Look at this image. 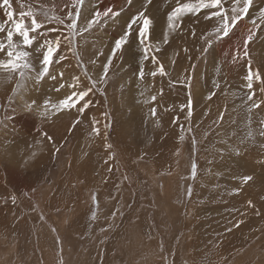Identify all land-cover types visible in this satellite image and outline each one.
Instances as JSON below:
<instances>
[{"label":"rangeland","instance_id":"obj_1","mask_svg":"<svg viewBox=\"0 0 264 264\" xmlns=\"http://www.w3.org/2000/svg\"><path fill=\"white\" fill-rule=\"evenodd\" d=\"M12 3L16 13L31 9L45 21L47 12L64 24L45 21L38 30L24 78L0 70V264H264V104L249 111L247 99L254 91V101L264 100V85L254 80L249 90L245 80L249 61L264 78V24L257 19L264 0H253L219 39V18H205L215 9L189 13L169 30L179 0ZM223 4L231 15L232 0ZM106 9L112 12L81 35L66 27L69 11L79 13L84 29ZM139 13L151 21L149 59L138 39L141 19L113 54ZM253 20L259 27L249 55L241 50L233 62L244 42L237 37L220 54L217 45L235 30L244 36ZM0 23H8L2 15ZM57 38L49 74L38 79L43 50L33 49ZM73 84L93 88L89 106L80 112V101L57 111L52 105L71 95ZM244 176L253 179L244 183Z\"/></svg>","mask_w":264,"mask_h":264},{"label":"snow or ice","instance_id":"obj_2","mask_svg":"<svg viewBox=\"0 0 264 264\" xmlns=\"http://www.w3.org/2000/svg\"><path fill=\"white\" fill-rule=\"evenodd\" d=\"M76 3H82V0H76ZM233 6L231 7V15H229V9H226L223 4V0H186L184 3H179L178 6L170 13L168 16V28L169 30L174 31L178 27V21L180 20L181 16L187 13H197L201 9H215L211 12L209 17H218L219 18V25L215 28L214 33L216 38L219 39L221 36H227L232 28L248 13L249 8L253 4V0H232ZM67 7V6H66ZM0 9L5 11L7 24L0 23V33H4V39H0V54H3L6 58L0 60V70H4L9 74L8 78L11 79L13 75L17 73L21 78H24L26 75L25 70L30 69L32 65L29 63L30 57L32 56V51L27 49H32L33 45L37 42V37L43 35L38 30L44 27V22L51 23L55 20L58 24L63 25L64 20L58 16H48L47 12L43 13L45 21H38L37 20V12L32 11L29 9L27 12L20 11L16 13L13 9L12 0H0ZM111 9H106L103 13L97 12L95 17L88 22L84 29H78V16L79 13L77 12L75 15L71 11L67 13V16L70 22L66 25L69 32L72 36L81 35L84 31L91 29L93 24L97 23L101 16H108L111 13ZM113 15H118V13H112ZM137 19L142 20L143 26L140 27L138 32V39L140 44L143 46L144 58L149 59V49L152 47L149 41V26L151 21L148 17L144 16L143 13H139L137 17L132 19V22L128 25V31L125 32L123 36L116 40L115 46L113 49V54L115 51L120 49L123 44L127 43L128 37L131 34L132 26L136 23ZM260 24H264V9L260 10V15L257 18ZM253 28L248 30L247 36L244 38V42L241 48L236 50V54L233 56V62L237 58H239L241 54V50L243 51V56L247 57L248 53V44L252 41L255 32L254 29L259 27L257 20L252 21ZM56 29H50V31H55ZM14 37L19 38V42L14 41ZM68 39V37H65ZM71 42V41H69ZM211 44V41H208ZM61 45V40L57 38L55 41H48L44 40L43 43L39 45L38 48L33 49L36 52H41L42 54V71L38 73V79H43L44 76L49 74L50 65L53 63L54 54L59 50ZM156 51H159L157 48ZM64 57H61L63 59ZM153 62H156V57L153 55L151 57ZM108 63H111V59H109ZM108 72V65H105L103 75L101 79H104L107 76ZM158 72L161 75H165V68L162 63H158ZM63 75V74H61ZM140 78L144 77V72L141 70ZM157 72H152L151 76L155 77ZM55 79V77H52ZM78 79V78H76ZM246 80V87L249 90L253 89V82L254 80L260 81L262 85H264V78L261 77L259 70H253L251 67V61H249V67L247 71V75L245 77ZM92 85L94 86L97 81H92ZM19 86V83H18ZM63 87V85H61ZM73 91L71 95L65 97L64 99L60 100L58 104L52 105L57 111L63 110H70L80 102L84 101L83 105L79 108L80 112H83L90 104V101H86L85 97H88L89 94L93 91L92 87L85 88L80 91H76V85H71ZM261 93H264V87L260 89ZM214 94V93H213ZM255 95L254 91H250L247 99L252 101V104L249 108V111L252 108H260L262 104H264V100L259 102L253 100V96ZM211 98V97H209ZM151 101H156V96L153 95L151 97ZM45 105L49 104V101L46 100ZM35 104V101L32 102L30 105H26L27 110H31L32 106ZM191 106V100H189L188 107ZM152 114H156L155 107L152 108ZM39 115L44 118L48 116L47 107H45L44 111H41ZM191 115V111H189V116ZM264 123V122H262ZM93 131L95 133H99L98 128H94ZM264 135V133H261ZM45 136L47 134L45 133ZM51 139V137H48ZM108 147H111L109 145ZM196 173V165L193 164L192 166V175L195 176ZM253 179L252 176H244L242 177V181L247 183ZM235 192H239L240 189H235ZM95 199V197H93ZM248 204L251 205L252 202L249 200ZM242 223V221H241Z\"/></svg>","mask_w":264,"mask_h":264},{"label":"bare ground","instance_id":"obj_3","mask_svg":"<svg viewBox=\"0 0 264 264\" xmlns=\"http://www.w3.org/2000/svg\"><path fill=\"white\" fill-rule=\"evenodd\" d=\"M179 1H180V3H184V2H186V0H179ZM229 1L231 2V0H229ZM193 2H194V0H193ZM201 10L204 11L205 9H201ZM201 10H200V11H201ZM203 11H202V12H203ZM202 12H200V15H203V16H204V14H202ZM188 14H189V13L182 15L181 18H180V20H182V18H185ZM1 15H2V19H3L4 21H7V20H6V16L3 15V10H2V9L0 10V16H1ZM190 15H191V14L188 15V18L190 17ZM166 16H168L167 13L162 15V17H166ZM207 16H208V15H207ZM197 17H198V16H197ZM205 18H206V17H205ZM205 18H204V19H205ZM204 19L198 18V20H199L200 22H202V20H204ZM207 20H208V19H207ZM242 24H243V22L241 23V27L244 25V24H243V25H242ZM201 26H202V25H201ZM244 26H245V25H244ZM194 28H195V26H194ZM194 28H193V30H194ZM247 34H248V32L244 33V34H243L244 36H241V35H239V33L235 30L233 33H231L230 37H228L226 41L222 42L220 45H217V50L219 51L220 54H223V55L226 54V53H227V50H228V48H229L228 46H229V44H230V43H229V40H230V39H232L233 37H237L238 39H239V38H242V39L244 40V38L247 36ZM230 47H232V46H230ZM238 48H239V47H238ZM240 48H241V46H240ZM233 50H235V49H233ZM242 52H243V51H242ZM234 53H236V51L233 52V55H235Z\"/></svg>","mask_w":264,"mask_h":264}]
</instances>
